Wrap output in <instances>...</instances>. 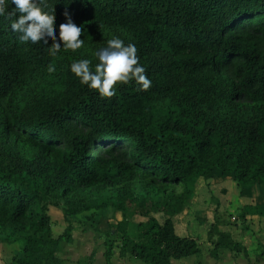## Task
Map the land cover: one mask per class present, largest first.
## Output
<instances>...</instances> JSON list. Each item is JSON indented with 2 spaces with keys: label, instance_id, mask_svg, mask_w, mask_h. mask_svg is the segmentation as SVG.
Instances as JSON below:
<instances>
[{
  "label": "trees",
  "instance_id": "1",
  "mask_svg": "<svg viewBox=\"0 0 264 264\" xmlns=\"http://www.w3.org/2000/svg\"><path fill=\"white\" fill-rule=\"evenodd\" d=\"M52 9L57 37L67 11L84 44L102 42L107 31L134 43L152 84L141 91L132 81L101 98L71 63L62 92L24 112L18 96L50 65L52 41L22 44L0 17V234L26 239L12 264H63L57 253L73 241L72 224L53 233L51 193L68 217L109 205L121 212L120 257L172 264L199 254L197 239L181 235L172 218L194 181L216 171L243 188L264 180V0H48ZM126 177L144 181L107 192ZM131 209L147 218L135 238ZM249 214L264 216V205H246L242 219ZM217 232L214 258L222 247L246 252ZM105 245L109 264L116 246Z\"/></svg>",
  "mask_w": 264,
  "mask_h": 264
},
{
  "label": "rangeland",
  "instance_id": "2",
  "mask_svg": "<svg viewBox=\"0 0 264 264\" xmlns=\"http://www.w3.org/2000/svg\"><path fill=\"white\" fill-rule=\"evenodd\" d=\"M118 36L114 31H107L102 42L84 44L76 52L66 51L62 47L57 56L51 59L50 65L35 76L28 87L19 94V107L25 112L32 106L35 99L62 92L64 89L63 73L67 66L80 59H89L98 63L95 53L100 48L105 47L108 40ZM50 66H54L55 71H49ZM98 151H102V147ZM143 181L144 179L139 177H126L115 187L108 188L107 192L119 190L123 187H138ZM234 181L233 175H222L219 171L209 177H199L194 181L191 198L186 202L183 211L172 218L177 231L181 235L192 236L197 239L201 252L199 255H194L196 257H185L173 262V264H215L211 258V251L214 246L210 242L217 233V225H213L208 234L206 233L208 228L206 226L211 222L209 220L218 215L225 216V219L231 223L236 222L239 218L240 213L231 211L233 205H228L225 199L228 192L235 194L238 192ZM174 189L177 192L183 190L181 186L174 187ZM74 198L78 199L80 197L76 196ZM65 209H67V206L63 199L57 197L56 194H49L48 214L51 218L53 233L58 236L65 231L69 221L73 224L71 231L73 241L71 243L63 242L57 253L63 264H90L92 254L94 255V264H108L104 256L105 243H112L116 246L109 264H146L131 254L126 257L119 256L118 246L121 240L117 234L115 224L121 219V213H118L113 205L103 209L83 210L79 214L69 217L64 213ZM154 216L160 221H163L166 217L164 213H154ZM234 216L236 217L235 220L232 219ZM128 217L131 221L129 234L132 238H135L137 223L145 221L147 218L134 209L129 210ZM25 246L26 239L24 237L9 238L0 234V264H12L14 257H22Z\"/></svg>",
  "mask_w": 264,
  "mask_h": 264
},
{
  "label": "clouds",
  "instance_id": "3",
  "mask_svg": "<svg viewBox=\"0 0 264 264\" xmlns=\"http://www.w3.org/2000/svg\"><path fill=\"white\" fill-rule=\"evenodd\" d=\"M9 7L13 11H9ZM48 0H0V17L10 21V28L18 34L22 44H43L51 47L45 50L51 57H56L63 47L64 50L76 52L84 45L80 38L82 28L77 26L65 11L63 15L67 22L59 25L57 37L54 27V13L46 11ZM61 44L63 46H61ZM137 48L134 43H125L116 37L107 41L105 47L96 53L98 63L94 69L89 59H80L73 62L70 71L79 79L81 85L96 90L101 98H111L116 94L119 85H127L135 81L139 90L147 91L152 81L146 75V68L139 62ZM49 71H55L54 66Z\"/></svg>",
  "mask_w": 264,
  "mask_h": 264
},
{
  "label": "crops",
  "instance_id": "4",
  "mask_svg": "<svg viewBox=\"0 0 264 264\" xmlns=\"http://www.w3.org/2000/svg\"><path fill=\"white\" fill-rule=\"evenodd\" d=\"M234 183L238 192L236 194L228 192L225 199L228 205H233L231 211L240 213L239 218L236 222L231 223L225 219V216L218 215L209 220L211 222L206 226V228L208 227L206 233L208 234L211 227L216 224L218 231L229 234L233 241L245 248L246 252H237L231 248L222 247L218 250V258L211 255L212 261L215 264H264V216L249 214L246 215L245 219L241 217L243 208L246 205H264V180H260L249 188L239 186L236 180ZM232 219L235 220L236 217L234 216ZM217 240L218 232L215 233L210 244L213 245V242ZM175 261L177 260L173 262Z\"/></svg>",
  "mask_w": 264,
  "mask_h": 264
}]
</instances>
